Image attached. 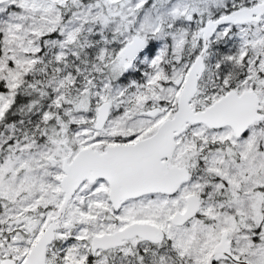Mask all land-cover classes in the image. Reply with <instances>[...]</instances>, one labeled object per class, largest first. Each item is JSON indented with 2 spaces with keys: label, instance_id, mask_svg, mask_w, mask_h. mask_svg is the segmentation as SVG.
Instances as JSON below:
<instances>
[{
  "label": "snow or ice",
  "instance_id": "obj_1",
  "mask_svg": "<svg viewBox=\"0 0 264 264\" xmlns=\"http://www.w3.org/2000/svg\"><path fill=\"white\" fill-rule=\"evenodd\" d=\"M0 264H264V0H0Z\"/></svg>",
  "mask_w": 264,
  "mask_h": 264
}]
</instances>
